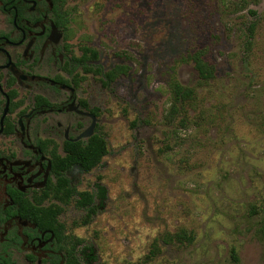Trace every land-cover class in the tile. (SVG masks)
I'll return each instance as SVG.
<instances>
[{
	"label": "rangeland",
	"instance_id": "obj_1",
	"mask_svg": "<svg viewBox=\"0 0 264 264\" xmlns=\"http://www.w3.org/2000/svg\"><path fill=\"white\" fill-rule=\"evenodd\" d=\"M69 41L97 50L105 86L83 92L100 110L108 154L74 186L95 194L97 214L71 202L61 221L84 264H264V0H69ZM205 49L216 76L203 83L189 61ZM79 73L84 74L80 69ZM173 76L198 92L188 124H170ZM193 232L192 245L164 235Z\"/></svg>",
	"mask_w": 264,
	"mask_h": 264
},
{
	"label": "flooded vegetation",
	"instance_id": "obj_2",
	"mask_svg": "<svg viewBox=\"0 0 264 264\" xmlns=\"http://www.w3.org/2000/svg\"><path fill=\"white\" fill-rule=\"evenodd\" d=\"M68 3L0 0V264L67 263L64 212L56 221L45 213L60 204L49 194L58 183L53 162L66 142L101 135L100 110L84 96L86 80L76 81L82 67L65 27ZM94 121L93 135L77 140ZM82 173L65 172L72 187Z\"/></svg>",
	"mask_w": 264,
	"mask_h": 264
},
{
	"label": "trees",
	"instance_id": "obj_3",
	"mask_svg": "<svg viewBox=\"0 0 264 264\" xmlns=\"http://www.w3.org/2000/svg\"><path fill=\"white\" fill-rule=\"evenodd\" d=\"M65 27L70 30L71 15L69 12L65 13L64 17ZM82 54L77 58L78 64L83 69V76L76 78V81H85L88 74L99 76L100 81L108 86L116 82L120 77L129 74L131 68L126 64L116 65L111 70L104 72L99 67L94 68L93 63L99 60L100 54L97 50L83 46L81 47ZM207 51L199 49L194 51L189 56V61L194 65L198 72L201 81L205 84L210 82L216 76V65L206 58ZM171 93V106L166 115V119L171 124L180 123L181 125L188 124L190 120V113L195 110L198 92L194 87L185 86L173 76L169 83ZM64 156L58 155L53 162L56 170V177L58 183H55L49 192L60 204H55L48 209H45L46 216L50 218H58L71 202H75L76 207L87 210L83 219V225L89 224L92 218L97 214V205H95L94 195L89 191L79 192L72 187L65 172L74 166H80L85 173H90L97 168L103 158L108 154V145L106 139L99 134L91 137L87 143L83 142H66ZM60 227L63 225L60 224ZM64 227V226H63ZM72 244L68 250V258L66 264H84L77 254V247L83 244V240L79 238H71ZM162 241L169 245H192L195 242V235L186 229H180L174 234H166ZM161 252L159 242H155L150 254L146 259L137 264H148ZM232 264H241L240 257L236 249H232L231 253ZM132 264V263H130Z\"/></svg>",
	"mask_w": 264,
	"mask_h": 264
},
{
	"label": "water",
	"instance_id": "obj_4",
	"mask_svg": "<svg viewBox=\"0 0 264 264\" xmlns=\"http://www.w3.org/2000/svg\"><path fill=\"white\" fill-rule=\"evenodd\" d=\"M7 112H8V108H6V110L4 112V116L7 115ZM94 126H95V121H94L93 125L86 132H84L77 140H79L81 138H90L93 135Z\"/></svg>",
	"mask_w": 264,
	"mask_h": 264
}]
</instances>
